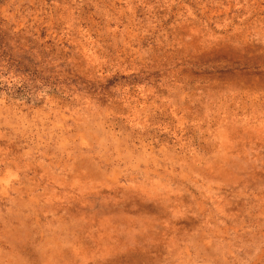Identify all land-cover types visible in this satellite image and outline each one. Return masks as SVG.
<instances>
[{
    "label": "rangeland",
    "instance_id": "obj_1",
    "mask_svg": "<svg viewBox=\"0 0 264 264\" xmlns=\"http://www.w3.org/2000/svg\"><path fill=\"white\" fill-rule=\"evenodd\" d=\"M0 264H264V0H0Z\"/></svg>",
    "mask_w": 264,
    "mask_h": 264
}]
</instances>
